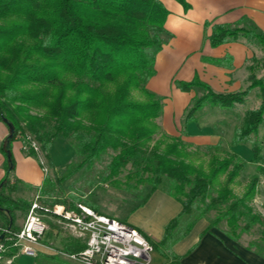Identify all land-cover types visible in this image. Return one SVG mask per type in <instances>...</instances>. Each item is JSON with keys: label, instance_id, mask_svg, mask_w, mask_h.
Wrapping results in <instances>:
<instances>
[{"label": "trees", "instance_id": "obj_1", "mask_svg": "<svg viewBox=\"0 0 264 264\" xmlns=\"http://www.w3.org/2000/svg\"><path fill=\"white\" fill-rule=\"evenodd\" d=\"M177 1L187 7L186 0ZM167 13L160 0H0V122L7 130L0 142L5 168L0 180V209L6 212L2 225L12 230L19 228L22 214L30 204L22 199H8L3 190L10 184L9 173L15 164L12 141L22 139L28 145L26 153L34 156L36 152L29 145L34 140L46 162L53 166L49 154L53 139L57 135L73 136L77 140L75 153L82 156L67 166L59 181L111 151L106 173L99 182L124 190H136L139 184L148 182V191L166 183L163 189L181 203V211L166 223L160 245L169 248L196 219L213 209L216 213L207 219L206 228L225 223L221 229L234 240L254 224H261L259 240L246 246L264 257V218L248 203L254 196L258 176L248 179L239 196L229 186L245 164L238 153L225 151L220 142L206 144L212 152L205 169L188 161L186 143L179 135L164 134L169 141L159 138L152 146L147 145L159 131L156 118L162 103L146 84L155 71L162 34L167 33ZM207 38L211 46L246 38L264 48V33L253 25L215 23ZM263 81L251 73L243 89L215 92L197 77L174 80L181 90H203L183 112V125L197 123L198 111L205 104L230 108L241 103L250 89L258 87L260 101L244 112L231 144L257 134L264 113ZM259 151L260 146L254 142L252 160L263 157ZM127 163L136 168L119 178ZM258 170L264 174L261 166ZM46 180L45 177L41 189ZM39 201L65 208L83 201L94 207L81 197ZM182 218L187 220L177 235L175 230ZM84 245L70 238L63 247L78 251ZM35 258V264H72L41 252ZM163 264L182 263L171 254Z\"/></svg>", "mask_w": 264, "mask_h": 264}, {"label": "crops", "instance_id": "obj_2", "mask_svg": "<svg viewBox=\"0 0 264 264\" xmlns=\"http://www.w3.org/2000/svg\"><path fill=\"white\" fill-rule=\"evenodd\" d=\"M160 2L168 10L164 21L167 33L156 53L155 71L148 83H152L156 90L167 96L162 103L163 114L159 118L162 125L170 127L168 130L174 135L173 126L180 122L184 124L183 112L195 94L203 91L200 87L181 90L174 80L190 81L197 77L215 92H234L248 85L249 75L254 73V60L257 61L262 47L246 38L211 46L207 36L215 23L253 25L264 33V0H186L187 7L177 0ZM206 124L202 126L198 119L197 123L190 121L185 129H180H187L190 137L196 135L188 141H199L197 138L202 137L207 138V144L219 142V136L212 132H208L206 137L200 136V132L208 129ZM5 133L6 127L0 122V142ZM57 139L60 138L52 141L53 147ZM59 144L65 153L72 149L61 141ZM23 145L22 139L16 138L10 146L15 161L10 175L18 179L12 181L17 186L40 188L43 174L35 157L26 155ZM236 145L232 146V150L241 155L235 149ZM50 155L54 167L61 166L68 158V155L67 158L54 157L52 153ZM3 161L4 156L0 151V180L5 173L1 168L4 166ZM81 196L92 203L93 209L137 229L151 243L152 248H158L160 253L152 264H163L167 259L160 251L162 245L158 242L163 236L166 223L181 211V203L173 195L160 187L144 192L140 187L124 190L98 181ZM207 225L208 220L204 217L196 219L187 233L172 242L168 248L170 253L177 255L182 264H264V257L248 248L244 242L227 237L220 227L206 228ZM66 241L64 239L62 245Z\"/></svg>", "mask_w": 264, "mask_h": 264}, {"label": "rangeland", "instance_id": "obj_3", "mask_svg": "<svg viewBox=\"0 0 264 264\" xmlns=\"http://www.w3.org/2000/svg\"><path fill=\"white\" fill-rule=\"evenodd\" d=\"M162 36L164 37L165 34H162ZM258 54L260 55H258L257 61L254 60L253 71L256 77H262L264 80V48H262V51H260V53ZM146 85L148 89L154 91L157 95H159L161 98V103H164V99H166L167 96L163 95V93H161L159 90H156L157 88H155V86H153L152 83H147ZM200 93L201 92L196 93L195 96L199 95ZM133 94L135 96L139 95L138 91H133ZM259 101H260V98L258 94V87H253L252 89L249 90V92L247 93V95L245 96L244 100L241 103H236L230 108H223V107L205 104L198 111L197 122L199 119L201 121L202 126L208 123L206 124V127L208 126V129L205 128L204 131L200 132V136L206 137L209 135L208 132L210 133L212 132L213 134L219 136V142L225 151H229V152L233 151L232 146H235L236 144L234 145L231 144V137H232V134L235 128L240 126V124L242 123L244 112L248 109H252L256 107ZM162 114H163V107L161 106L160 116L156 118V122L159 125L158 127L159 131L153 135L150 141H148L147 143L148 147L152 146L154 141L158 140L159 138H163V140L165 139L166 141H169V138H166V137L164 138V134L172 135L170 132L171 130H168L170 127L168 128L162 125L161 119L159 118L161 117ZM183 126L184 125L180 122L179 124H176L173 127H174L175 134L177 133L176 136L179 135L182 138V141L186 143L185 149L188 152L187 154L188 161L192 162L193 164L197 166L201 165L206 169L207 163H208L207 160L210 155L209 153L212 152L211 149H208L205 146L207 144L206 143L207 138L203 139L202 137L201 138L199 137L197 138L199 139V141L197 140L188 141L189 139H192V137H196V135L192 134V136L190 137V135L187 132V129L184 130L185 129L184 127L186 125L184 127ZM180 128H184V129H180ZM55 138H60V139L56 140V144L54 145V147L51 144L52 145V149H51L52 155H54V157L61 156L63 158L64 157L67 158V155H68V158L67 160L64 161V163L61 166L54 167V164L53 166H50L46 162L45 158L42 155V152H39V154L36 152L34 154V157L37 160L40 170L42 172L41 174H43L44 178L45 177L47 178V180L45 181V185L44 187H42V189L39 188V186L38 187L36 186H33V187L26 186L25 187L23 185L17 186L15 183H13L12 180L18 181V179L15 176L10 175L9 173L10 184L8 187H5L3 190H4L5 195L8 197V199H13L14 201L18 199H22V200L28 201L29 203L32 202V200H36L37 203L39 204L40 208L37 209V213H40L43 219L48 223V228L46 229V232L44 233L43 240L47 244H50L57 250V251L41 252L42 254L54 255V256L59 257L62 260L69 261L72 264H82L76 260H72L71 258L69 259L63 253L58 252V250H63L65 252H74V251H66L62 245L64 239L70 240L71 235L61 226L60 223L57 222L56 220L57 216H55L52 212L46 211L44 209V207L51 208L52 206H54L55 203L52 206H46V205L41 204L42 202H40L39 199L45 202H51L54 198H62V197L63 198H76V199H80L81 197L82 199H84L81 195L85 191H87L88 189L96 185V183L100 181L102 175H105L106 173L104 171L105 165L110 159L109 157H110L111 151L104 153L100 157V159H96L92 161V163L89 166L83 165L80 169L73 172V174L59 181V178L63 174H65L67 166L72 165L74 162L80 160L82 155L75 153V147L77 146V140L75 137L73 136L62 137L60 135H57ZM58 140H60L64 144L69 145L70 148L72 149H70L68 152L65 153L63 148L58 146L60 145L59 144L60 141L58 142ZM254 142L258 143V145L260 146L259 153L264 155V113H263L262 121L259 124L257 134L248 135V137H246L243 141H241V143H237L236 145L235 149L239 151V153H241L240 156L244 159L245 164L242 170L240 171V173L229 184V186L231 187L235 195L239 196L242 194L248 179L253 175L258 176V181L255 186L254 196L248 203L251 206L250 208L254 212L259 213L264 218V174H262L258 170V166H260L259 165L260 159H257V160L251 159L252 155L250 151L252 150V144ZM50 148H49V154H51ZM26 155L33 156L27 153ZM39 159L42 160L43 163H41ZM43 167H46V169L44 170ZM1 168L5 170L4 166H1ZM135 168L136 167H134V165H132L131 163H127L122 168L118 177L123 178V175L126 172H128L129 170H133ZM224 178H225V175L222 174L220 176V181L224 180ZM138 186L142 188L144 192H146L150 189L151 183L145 182V183L139 184ZM159 187L165 188L167 187V185L165 182H161L159 183ZM212 194H215V192L212 191ZM82 202H76L75 207L66 208V209L69 210V209L78 208L77 204L82 203ZM56 204L65 208L62 204H58V203ZM27 212H28V208L22 214L21 223L23 219L25 218V216L27 215ZM215 213H216L215 210L210 209L205 214L204 218L210 219L215 215ZM5 215H6L5 210L1 208L0 209V223H2V220L4 219L3 217H5ZM186 220L187 218L181 219L180 226L176 228L175 234H178L183 230V226ZM218 227L220 228L225 227V223L221 222L218 225ZM261 228H262L261 224H254L248 232H244L240 234V236H238L239 237L238 239L244 242L245 244L253 242L255 240L257 241L259 240V237H260L259 235H260ZM159 248H160V251H162V253L165 254L166 256L169 255L170 257V255L172 254L170 253V249L168 250V248H165L164 246H160ZM159 253L160 252L158 248L156 247L152 248V250L150 251L151 264L155 263V257L158 256ZM35 259H36L35 256L32 257V256L24 255V254H19L17 258L14 259V261H17L18 264H35V262H37V260Z\"/></svg>", "mask_w": 264, "mask_h": 264}, {"label": "built area", "instance_id": "obj_4", "mask_svg": "<svg viewBox=\"0 0 264 264\" xmlns=\"http://www.w3.org/2000/svg\"><path fill=\"white\" fill-rule=\"evenodd\" d=\"M29 145L39 154L37 142L30 140ZM27 146L24 144L23 148L26 150ZM259 165L264 172V155ZM77 207L69 210L57 204L44 207L57 216V222L72 237L85 244L78 251L58 250L59 253L82 264H149L152 245L137 229L110 215L96 212L83 202ZM38 208L37 201L32 200L27 215L15 230L0 223V262L3 264H11L19 254L34 257L39 251H57L43 240L48 223L37 213Z\"/></svg>", "mask_w": 264, "mask_h": 264}]
</instances>
